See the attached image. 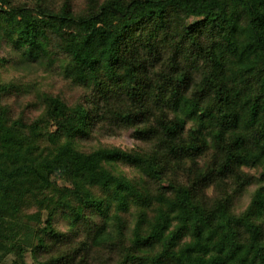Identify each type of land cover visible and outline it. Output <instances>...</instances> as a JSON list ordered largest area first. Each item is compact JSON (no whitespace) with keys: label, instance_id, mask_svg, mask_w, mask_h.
Masks as SVG:
<instances>
[{"label":"trees","instance_id":"trees-1","mask_svg":"<svg viewBox=\"0 0 264 264\" xmlns=\"http://www.w3.org/2000/svg\"><path fill=\"white\" fill-rule=\"evenodd\" d=\"M0 264H264V0H0Z\"/></svg>","mask_w":264,"mask_h":264},{"label":"rangeland","instance_id":"rangeland-1","mask_svg":"<svg viewBox=\"0 0 264 264\" xmlns=\"http://www.w3.org/2000/svg\"><path fill=\"white\" fill-rule=\"evenodd\" d=\"M109 142L113 145L122 146L124 148H131L135 145V142L130 138L128 133L119 138H111L109 139Z\"/></svg>","mask_w":264,"mask_h":264}]
</instances>
